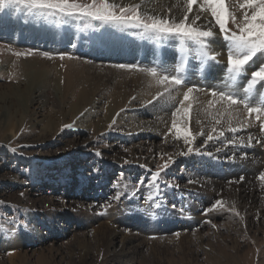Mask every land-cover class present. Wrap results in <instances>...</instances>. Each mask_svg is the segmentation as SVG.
Masks as SVG:
<instances>
[{"label": "rangeland", "instance_id": "rangeland-1", "mask_svg": "<svg viewBox=\"0 0 264 264\" xmlns=\"http://www.w3.org/2000/svg\"><path fill=\"white\" fill-rule=\"evenodd\" d=\"M198 1L201 4L202 0ZM115 3L124 6L117 0ZM242 4L243 0H224L231 13L226 26L232 31H238L237 24H242L245 12L250 16L253 10L241 7ZM8 11L21 21L32 20L41 31L46 25L57 29V33L63 30L59 27L70 26L79 39L77 50L71 42L55 50L0 37V264H110L113 261L104 245L113 234L117 235V249L130 238L138 236L144 241L142 250L131 256L134 258L129 255L120 264H264V218L252 219L242 202L224 203L222 193L213 192L207 185L210 177L217 178L220 166H226L223 159L231 158L227 161L230 167L235 163L251 167L255 159H261V126L256 137L252 131L228 130L234 128L229 123L237 118L239 125H262L264 113L260 122L255 118L257 114L249 116L242 104L232 106L227 113L224 109L223 124L215 130L189 126L194 139L186 145L182 136L176 138L172 121L164 128L160 125L154 129L140 124L139 102H144L141 106L153 105L152 98L161 88L153 93L130 84L126 88L124 84H107L106 78H99V73L106 75L107 68L137 71L116 67L120 64L150 67L145 57L142 60V56L131 54L117 58L103 53L95 56L89 50L90 46L99 45L100 38L115 33L127 35L128 40L144 38L159 47L171 38L196 51L192 41L185 40L182 45L177 36L157 37L143 28L80 17L37 18L22 5L0 8V16ZM206 12L215 35L223 42L211 11ZM84 39L91 45L79 48ZM215 43L211 41V48ZM216 45L219 51L215 52L220 53L218 64L223 65L217 67L224 72L227 49ZM60 53H64L63 59ZM262 60L264 57L254 58L248 72L257 70ZM73 61L85 67L93 65L92 72L82 68L83 72H78V63L70 65ZM90 73L96 78L90 80ZM170 73L175 74V70ZM132 79L128 76L125 82L133 84ZM184 80L171 92L175 102L183 98L187 86L199 87L201 93L211 95L210 87L200 83L205 79L190 82L184 76ZM83 86H89L84 99L81 96L86 93H80ZM37 89L41 91L39 99L35 97ZM119 93V98L115 97ZM244 95L241 92L236 96ZM213 99L220 101L219 96ZM259 99L248 95L252 107L258 106ZM159 101L171 103L167 96ZM157 117L165 120V116ZM152 129L157 136L148 133ZM209 134L212 140L207 139ZM235 140L253 150L220 155ZM189 147L192 152H188ZM169 157L172 160L168 167L161 170ZM258 176L259 173L256 180ZM218 199L223 207L217 206V210L206 214L204 210ZM211 213L216 216L210 217ZM225 219L237 227L238 222L242 223L237 234L223 228ZM11 239H18V243L8 249Z\"/></svg>", "mask_w": 264, "mask_h": 264}, {"label": "bare ground", "instance_id": "bare-ground-1", "mask_svg": "<svg viewBox=\"0 0 264 264\" xmlns=\"http://www.w3.org/2000/svg\"><path fill=\"white\" fill-rule=\"evenodd\" d=\"M117 1L118 3L124 6L132 5V4L133 5L141 4L142 12L148 15L159 16L161 18L175 19L177 22L182 20L184 18L185 13L187 12V7H186V4L183 2V0H179V2L178 0H117ZM187 14L189 17L187 23H191L197 16L200 17V19L196 21V26L204 27L206 21H211V17L207 14V12L201 10L199 1L197 2V4L193 5L192 12L187 13ZM59 29H63V30L57 33L58 32L57 29L48 28L46 25V28H44V31H41L42 29L39 27V25H36V23L32 22V20H29L26 22L23 20L21 21L18 18V16L16 17V15L12 14L11 11H8V14H6V12L5 13L3 12L1 13V16H0V37L1 36L5 37L14 43L15 42L25 43V44H29L32 46L36 45L39 47H45V48L48 47L49 49H55V50H59L61 49L63 45H66L67 43L71 42L73 43V49L77 50L78 42L76 41L79 39V37L73 34L71 27L62 26V27H59ZM213 32L215 34L217 33L214 30ZM126 36L127 35L123 36L117 33L112 34V35H106L102 39L100 38L99 45L90 46L89 50H92L90 53L94 54L95 56H101L100 53H103L104 55H109L108 57H117V58H120V56H129L131 54H134V55H137L136 57L142 56L141 57L142 60L145 57V59L148 61V64H150V66H156L158 64L160 68L169 69V72L170 71L172 72L173 70H175L176 66L181 62V59L184 58L187 61V67L184 72V76L190 82H192L193 80H198L202 78L205 80L200 83H206L212 90H230L235 95L240 94L241 92H244L243 88L246 83L245 80L241 79L235 83L229 81L227 82L228 87L227 89H225L224 88L225 81L223 79L224 72L221 71L217 67L218 65L220 68H222L223 65L213 64L210 69L207 67V64L202 66L201 60L198 58L197 52L194 51L192 48L182 47L181 45L177 43L175 39L169 38L165 45L159 47L158 45H156V43L151 44L150 42H147V40L144 38L142 39L133 38L132 40H130L132 38L131 37L128 40L126 39ZM72 37H75V38L78 37V38L75 40H71ZM219 37L218 35H215V38L212 40L216 42L215 45L212 46V49L214 51H219L216 44L220 45V48H222L221 50H224L225 48L224 42H222V39H220L221 37L220 38ZM88 45H91V43H89L86 39H84L83 43L79 46V48L88 46ZM76 63H78L79 65H77ZM70 65L80 66L79 67L80 70L78 69L79 70L78 72H83L81 71L82 69L89 70L90 72H92L91 69L94 67L93 65L85 67L84 64L80 62H74V61ZM107 69L108 70L106 71L105 76H102L99 73V78H106L107 84H113V83L124 84L123 88L128 87L130 84V85L135 86L136 88L151 89V92L153 93H155V90L157 89V86L152 80V77L146 75L144 72L134 71V70L125 71V70H119V69L115 71L113 69H109V68ZM128 76H131L133 78L132 79L133 84L125 82ZM93 77L96 78V76H94L93 73H90V80H92ZM88 87L86 88L85 86H83L82 89L80 90V93L82 95L85 94L89 90ZM189 87H194L195 89H198V90H194V92L190 94V100L184 102L183 107H187L188 104L191 103L192 108L187 118L183 117L182 114H178V116L175 118L177 119L178 125L181 128H189V126H192L199 130H202V129L203 130H207V129L213 130L214 127H217L219 125L222 126L223 124L222 122L225 116L224 115L225 113L223 114V110L225 109V104H223L222 102H214L213 97H217V96H212V95L208 96L205 93H201L202 89H200L199 87L187 86L186 90ZM38 89H41L40 86L38 87ZM38 89L35 95L37 99L41 97V91H39ZM258 89L259 91H264V87H261L259 85H258ZM120 93L115 95V97L120 96ZM87 94L88 93H86L85 95L81 97L84 99ZM248 95L258 96L257 93H255V91L252 93H249ZM139 103L141 104L137 106L138 108L137 113H138V116H141L140 118H138L140 120V124L144 126L146 125L145 127H149L150 129L151 128L154 129V128H158V126L160 125H162L164 128V125L167 126L170 123L169 121L173 120L172 112L175 110L174 105H176L178 102H175V100H171V103L155 101L153 105H150V106H147V105L141 106L144 104V102H139ZM158 115L162 117L165 116L164 117L165 120H162V118L158 119L157 117ZM144 117H146L145 121H142L141 118H144ZM226 118L229 119L228 115ZM237 119L234 122L229 123V124L230 125L232 124V126L235 129H238L237 131L239 132L245 133V132L252 131L251 135L256 137V134H258L256 132L258 131V129H260L261 124H258V122H255L254 123L255 125L252 124L251 126H245L244 124L239 125L240 119H238L239 124L236 123ZM217 120H219L220 123H216ZM262 122H264V119L262 120ZM153 129L149 130L148 133L151 136H157V134L155 133L156 130L154 131ZM233 142L234 143L231 142L232 144L229 145L228 148L221 150V152H219L220 155L223 154L222 156L224 155L231 156V154H234V153H238V152L242 153L245 151L251 152L253 150L252 146L243 144L242 142L238 140H235ZM228 160L223 159L224 164H226V166H223V165L220 166L221 170L217 178L210 177L209 179V176H208L209 180L207 182L209 183H207V185L211 186L213 192L222 193L221 195L223 196L224 203L226 202L227 204L230 205V202L231 203L234 202L231 200H235L236 202H242L243 203L242 207L246 210V212L248 210L250 213H252L253 215L252 219L257 216H258V219L259 218L263 219L264 218V203H263L264 181H261L259 179L256 180L255 175H257L258 173L260 174L261 172H264V164H263L264 155L261 156V159H255V163L251 165V167H248V165L245 166V164L243 163H235V165H231L230 167V164L227 162ZM241 174L243 175L241 176ZM252 174L253 176H251ZM240 177H244V179L240 180ZM260 206L263 207L262 210L260 209L261 208ZM215 216L216 215L212 213L210 215V217H215ZM248 222L249 220L247 221V223ZM223 223H222L224 225L223 228H226L227 230H235L234 233L236 234H237V230L238 229L240 230L242 226V223L238 222L239 227H237L238 225L236 226L235 223L227 219H225ZM255 224H257V222H255ZM116 239H117V235L115 236L113 234L108 238V241L106 242L104 241L105 245L103 244L104 249H105L104 251H106V253L110 256V257L108 256L109 259L113 261V263H110V264H120L122 259L124 260V258L129 257V255L131 257L132 255L139 253L142 250V247L144 246V241H141V238L137 236V237L130 238V239L127 238L128 241L125 244H122V246L117 249ZM15 243L17 245L18 239H11L8 242L9 244L8 249H11L10 246ZM85 246H87L85 248L88 249V245H85ZM89 248H91L90 245H89ZM87 255L88 254H85V259L87 258ZM131 258H134V257H131ZM130 260L132 261V259Z\"/></svg>", "mask_w": 264, "mask_h": 264}, {"label": "snow or ice", "instance_id": "snow-or-ice-1", "mask_svg": "<svg viewBox=\"0 0 264 264\" xmlns=\"http://www.w3.org/2000/svg\"><path fill=\"white\" fill-rule=\"evenodd\" d=\"M183 2L186 4L187 12L179 22L175 19L161 18L142 13L141 4L120 6L115 3V0H87V2L85 0H0V8H6L10 5H22L37 18L43 17L47 19L54 16L80 17L101 21L105 24L143 28L145 32L155 33L157 37L161 35L177 36L181 38L182 45L185 40L192 41L197 46L196 51L202 66L207 64V67L210 69L213 64L220 63L218 59L220 53L215 52L211 48V41L215 38L212 22L206 21L204 27L196 26V21L200 19L197 16L191 23H187L189 19L187 13L192 12L193 5L197 4L198 0H183ZM245 6L253 9L251 15L249 16L245 12L242 24H237L238 31H232L226 26L231 13L224 6V0H202L200 4L202 11H211L214 23L219 26V32L222 34L224 46L227 49V61L224 64V88L227 89V82L229 81L233 83L241 79L246 81L243 88L245 93L243 98H238L230 90L210 89L209 91L212 96L220 97V101L218 102H226L225 111H228L232 106L242 104L249 116L256 113L255 118L259 121L261 120V113H264V91H259L258 89V85L264 87V60L261 61L257 70L249 73L248 67L250 62L257 56L264 57V0H243L241 7ZM117 8H119V11L116 10ZM232 20L233 23H236L234 16ZM16 54L22 55V53ZM44 55L48 56L50 54L44 53ZM59 55L63 59L64 53H60ZM116 67L136 69L152 77L155 85L162 89V91H158L153 96L152 101H159L164 99L165 96L169 100H173L174 98L171 97L172 90L185 83L184 72L187 67V61L184 58L181 59V62L176 66L175 74L161 69L158 64L150 67H142L139 64H120L116 65ZM194 90L198 89L189 87L184 92L183 98L178 104L174 105L175 110L172 112V129L176 130L177 139L181 138V136L183 137L186 145H190L194 137L187 128H181L175 118L178 114H182L185 118L189 116L192 104L189 103L187 107H183V105L185 101L190 100V94ZM254 91L257 92L260 98L259 104L256 107L250 106L247 95ZM152 101H148V103H152ZM216 123H220V121L217 120ZM64 127H71V125H65ZM261 128L264 130V124L261 125ZM229 130L237 131L238 129L230 128ZM220 135H223V133H220ZM207 139L212 140L213 136L209 134ZM229 142L231 143L232 141ZM192 151L193 149L189 147L188 152ZM196 151H199V149H196ZM208 155H212V153H208ZM171 160L172 158L169 157V161H166L161 166V170L167 168ZM243 179L244 177H240V180ZM257 179L264 181V172H261ZM118 196L119 194L114 199L118 198ZM217 206L223 207L222 201L219 199L211 205V208L204 211L207 214L212 210H217ZM231 211H235V209H231Z\"/></svg>", "mask_w": 264, "mask_h": 264}]
</instances>
